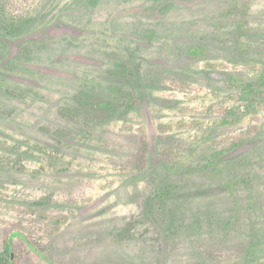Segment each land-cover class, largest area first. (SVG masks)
<instances>
[{
	"label": "rangeland",
	"instance_id": "obj_1",
	"mask_svg": "<svg viewBox=\"0 0 264 264\" xmlns=\"http://www.w3.org/2000/svg\"><path fill=\"white\" fill-rule=\"evenodd\" d=\"M40 13L21 34L2 38L0 137L20 149L16 155L0 150V218L28 221L31 217L16 207L32 202L50 213L71 209L74 214L55 242L77 236L72 254L84 264H179L165 233L156 230L147 198L135 200L141 182L130 189V180L114 168L135 139L114 129L97 107L120 81L109 61H128L135 72L131 83L145 112L151 173L178 189L180 201L173 207L232 210L246 192L234 198L225 179L251 176L264 190V85H257L254 100L246 101L242 85L256 81L259 72L240 71L243 80L231 89L228 81L239 65L210 68L206 62L212 58L199 61L188 46L208 45L212 34L239 25L256 39L264 38V0H48ZM149 70L155 75L178 71L203 91L148 87L143 75ZM80 101L92 111L96 107V114L75 116ZM160 123L176 128V138L206 146L218 141L222 147L221 140L233 141L232 135L253 125H261L262 132L206 170H177L160 158L161 144L170 138L159 131ZM38 147L75 156L83 172L41 171L39 159L26 158ZM18 162L27 166L24 172L9 168ZM259 198L264 202V194ZM3 233L0 226V250ZM46 238L45 231L36 236L40 243ZM176 243L178 250L190 248L186 239L176 238Z\"/></svg>",
	"mask_w": 264,
	"mask_h": 264
},
{
	"label": "trees",
	"instance_id": "obj_2",
	"mask_svg": "<svg viewBox=\"0 0 264 264\" xmlns=\"http://www.w3.org/2000/svg\"><path fill=\"white\" fill-rule=\"evenodd\" d=\"M47 1L0 0V50L4 44L2 38L17 36L35 23L38 16L42 15L40 12ZM237 28L222 29L219 33L211 35L208 45H190L188 52L199 61L209 56L212 60L207 61L206 65L214 69L228 70L230 64H238L240 68L238 73H232L228 81L231 89L237 87L243 80L240 71H249L252 75L259 72L256 81L242 85L243 98L250 102L257 93L256 86L264 85V38L256 39L253 34L249 35L242 31V25ZM110 56L105 54V58L113 60L114 58ZM214 58L220 61H214ZM109 62L116 66L120 81L113 94L107 98L102 97L97 107L106 116V122L111 123L114 129L128 132L135 139L132 148L128 149L124 156L115 159L120 164L116 163L114 168L124 175L125 180H130V189H134L136 184L141 182V186L135 190V200L141 203L147 198L144 204L154 216L156 230L165 233L169 251L180 256L179 264H264V202L259 198L264 194V190L256 185L251 176L230 177L225 179L223 184L231 196L238 198L239 191L246 192L244 197L241 196L234 203L232 210L225 211L222 206H214L192 212L186 209L183 212L180 209L178 211V206L174 208L175 203L180 201L178 189L168 186L159 179V175L151 173L149 157L151 143L145 112L139 92L131 83L135 72L128 61L121 62L115 59ZM143 79L148 87L161 86L165 90L178 92L203 91L190 76L178 71H166L164 74L155 75L149 70L144 73ZM260 104L264 108V102ZM86 111L94 115L97 108L93 107L92 111L87 103L80 101L75 116L81 115L89 119ZM223 111L227 115H237L233 109ZM63 115L71 118L69 111H64ZM86 122L80 120V123ZM184 127L182 124V129ZM261 127L253 125L246 131L232 135L233 141L228 139L224 143L221 140L223 146L220 147L218 141L210 143L209 146L186 143L183 139L176 138V128L160 123L159 131L170 138L161 144L159 155L163 162L177 170H206L223 154L246 144L260 134ZM18 149L19 145L10 146L5 138L0 137L1 151L15 154ZM26 154L27 159L30 156L39 159L38 166L41 171L83 172L82 165L77 162L76 157L63 152H49L48 149L38 147L36 154L31 152ZM43 159L47 161L44 164ZM2 166L4 164L0 162V167ZM26 167L18 162L9 168L24 172ZM1 201L0 207L3 206ZM37 205L40 204L32 202L30 206L22 204L16 207L31 217L28 221L20 218L9 221L0 218V226L4 229L0 264H84L79 256L72 254L76 250L77 236L58 244L55 242L74 214L71 209L62 214L50 213L48 210L38 209ZM41 231L47 234L48 242L40 243L36 239ZM97 235L98 240L100 235L99 233ZM176 238L186 239L190 248L178 250Z\"/></svg>",
	"mask_w": 264,
	"mask_h": 264
}]
</instances>
